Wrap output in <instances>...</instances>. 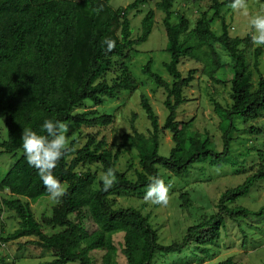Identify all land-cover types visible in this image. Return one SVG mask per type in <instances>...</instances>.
<instances>
[{
    "label": "trees",
    "instance_id": "1",
    "mask_svg": "<svg viewBox=\"0 0 264 264\" xmlns=\"http://www.w3.org/2000/svg\"><path fill=\"white\" fill-rule=\"evenodd\" d=\"M149 0H133L125 7L112 8L109 0H0V118L5 119L6 138L0 140V155L10 153L18 157L0 178V189H8L11 198L3 204L15 212L18 228L4 241L21 237H36L34 243L53 252L54 259L36 264H96L92 251H103L101 264H117V247L113 236L121 233V253L126 264H151L157 252L180 253L194 244L201 252H208L209 245L220 237L225 219L237 220L249 215H264V206L251 210L234 205V201L249 193L258 181H264V149L254 148L259 162L238 185L226 188L217 199L216 212L203 216L186 228L180 241L160 244L149 216L134 207H115L113 196L142 194L150 178L159 176V166L175 174L186 173L197 161L210 159L219 163L231 153L232 132L235 119L244 123L264 116V76L259 75L253 87L251 71L241 44L250 43L245 37L230 36L221 9L232 0H208L211 17L202 11L189 29L188 19L180 14L172 22V7L176 0H158L156 8L163 12L162 23L167 43L165 51L170 60L164 63L172 77L167 82L152 70L149 59L142 73L165 91L163 105L167 115L160 125L149 98L140 94V107L150 124L147 135L138 132L132 124V133L121 135L115 150L108 148L104 136L87 134L86 141L77 147L70 142V151L58 161L54 175L63 184L67 194L53 206L50 215L35 217L28 200L49 195L37 169L27 163L23 153L21 135L24 128L39 134L46 119L65 124L104 126L112 123L113 114H101L96 109L82 112L77 108L86 102L101 106L106 99H115L122 91L133 92L138 83L131 73L126 58L130 50L145 42L150 35L155 11L148 9L140 22V33L132 37L129 13L138 10ZM264 2V0H262ZM102 5L98 13L94 8ZM220 19L221 33L211 29V21ZM105 38L116 41V47L106 52ZM211 41L219 45L233 58L231 103L222 107L212 99L220 116L222 149L210 147L209 137L198 133L189 135L191 120L177 118V110L187 101L184 89L195 78L196 69L185 75L178 69L181 59L188 57L204 62L203 73L213 78L219 67ZM256 54L261 48H256ZM114 76L109 80L108 72ZM163 130L171 134L173 146L167 156L159 154L160 136ZM249 133H262L260 127L249 125ZM127 144L133 147L139 158L140 170L130 179L119 171L116 164L121 149ZM99 163L104 172L109 167L116 170L117 182L107 192L102 191L101 180L95 172H78L79 166ZM181 207H185L189 195H179ZM46 228L52 229L47 233ZM0 264H7L1 259ZM217 264H233L227 258ZM264 264V262L262 263Z\"/></svg>",
    "mask_w": 264,
    "mask_h": 264
},
{
    "label": "rangeland",
    "instance_id": "2",
    "mask_svg": "<svg viewBox=\"0 0 264 264\" xmlns=\"http://www.w3.org/2000/svg\"><path fill=\"white\" fill-rule=\"evenodd\" d=\"M133 0H109L112 8L125 7ZM158 0H149L138 10L129 13L132 37L140 33V22L148 9L155 11L154 25L147 40L134 46L129 52L126 63L135 77L138 86L133 92L122 91L115 99H106L101 106H95L86 102L85 106L77 108L82 112L96 109L99 113L113 114L112 123L104 126H85L77 123H68V139L76 140V146L80 147L87 139V134L96 133L98 137L104 136L108 148L115 150L121 142V135L132 133V124L138 132L145 135L150 129L149 121L140 107V94H145L157 114L161 125L167 115L163 105L165 91L157 86L150 78L142 73L143 65L152 60V70L158 73L167 82L172 77L164 67V63L170 60V54L165 51L167 37L162 23L163 12L155 6ZM231 4L224 5L221 14L229 26L230 36L245 37L254 33L250 28V19L257 15H264V2L262 0H246L247 15L245 10H234ZM202 11L211 17L212 10L209 9L208 0H176L172 7V22H176L177 16L182 14L188 19L189 29L194 26L195 21ZM212 18V17H211ZM211 29L221 33L220 19L211 21ZM219 67L213 71L212 77L203 73L204 62L196 61L188 57L181 59L178 69L183 75L195 68V78L189 86L184 89L187 101L180 105L177 110V118L191 120L189 135L198 133L201 138L209 137L210 147L215 151L222 149L220 116L215 111L212 99L226 108L231 103V83L233 76L234 60L230 54L217 41H211ZM256 48H261V53L256 54ZM246 60L251 71L253 87H256L259 75L264 76V46H256L250 40L249 44H241ZM114 76L112 71L108 72L110 80ZM236 130L232 132L231 153L220 159L219 163L211 162L210 159L200 160L194 163L186 173L175 174L168 172L159 166L162 179L170 185L169 202L167 206L156 205L145 202V194H124L113 196L115 207H134L143 214L149 216L151 225L155 228L160 244H170L180 241L186 232V228L197 223L203 216L216 212L217 199L226 188L240 184L247 175L255 171L259 162L254 148L264 149V116L255 121L247 123L235 119ZM254 125L262 128V133H249L246 127ZM6 138L5 119L0 118V140ZM173 146L171 134L163 130L160 136L159 154L167 156L169 149ZM10 153L0 155V178L9 169L18 157ZM119 171L126 172L130 179L135 178V173L140 170L139 158L136 150L129 144L121 149L119 160L116 164ZM78 172H95L96 180H101L103 173L99 163H91L79 166ZM66 187V183L62 184ZM187 192L189 200L185 207H181L179 195ZM8 189H0V262L4 259L7 264H36L38 262H49L54 259L53 252L40 248L34 243L36 237H21L15 240L4 241V238L18 228V218L13 210L8 209L3 200L11 198ZM31 204L35 217L40 219L43 215H50L54 204L49 195L37 198ZM234 205L244 206L251 210H258L264 206V181L256 182L249 193L234 201ZM47 233L52 229L46 228ZM117 247V264H126L121 253V233L113 236ZM208 252L199 251L194 244L189 245L180 253L164 254L157 252L151 264H217L227 258H232L233 264H262L264 262V215H249L237 220L225 219V226L221 229L219 239L209 245ZM96 264H101L103 251L95 250L91 253ZM75 264V263H72Z\"/></svg>",
    "mask_w": 264,
    "mask_h": 264
},
{
    "label": "clouds",
    "instance_id": "3",
    "mask_svg": "<svg viewBox=\"0 0 264 264\" xmlns=\"http://www.w3.org/2000/svg\"><path fill=\"white\" fill-rule=\"evenodd\" d=\"M230 7L234 10L246 11V0H232ZM103 8L102 5L93 9L98 13ZM250 28L254 29L251 35L252 43L256 46H264V15L257 14L250 21ZM106 44V52H111L116 47V41L105 38L102 42ZM39 134L30 128H24L21 135L23 153L27 163L37 169L38 175L44 187L49 193L54 204H58L61 198L67 194V188L54 175V169L58 161L70 151V141L68 139L69 126L60 121L52 119L44 120ZM102 191L107 192L113 188L117 182L116 170L109 167L101 174ZM170 185L159 176L150 178V182L145 191L143 199L156 205L167 206L169 202Z\"/></svg>",
    "mask_w": 264,
    "mask_h": 264
}]
</instances>
